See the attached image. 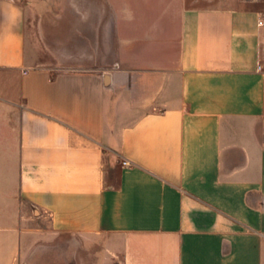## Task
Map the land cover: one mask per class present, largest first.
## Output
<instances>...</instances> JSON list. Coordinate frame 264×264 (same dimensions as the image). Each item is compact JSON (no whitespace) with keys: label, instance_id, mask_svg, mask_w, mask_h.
Masks as SVG:
<instances>
[{"label":"crops","instance_id":"1","mask_svg":"<svg viewBox=\"0 0 264 264\" xmlns=\"http://www.w3.org/2000/svg\"><path fill=\"white\" fill-rule=\"evenodd\" d=\"M0 264H264L260 2L0 0Z\"/></svg>","mask_w":264,"mask_h":264},{"label":"rangeland","instance_id":"2","mask_svg":"<svg viewBox=\"0 0 264 264\" xmlns=\"http://www.w3.org/2000/svg\"><path fill=\"white\" fill-rule=\"evenodd\" d=\"M219 1V0H218ZM256 2H260V5H262L264 7V0H254Z\"/></svg>","mask_w":264,"mask_h":264},{"label":"built area","instance_id":"3","mask_svg":"<svg viewBox=\"0 0 264 264\" xmlns=\"http://www.w3.org/2000/svg\"><path fill=\"white\" fill-rule=\"evenodd\" d=\"M124 163L126 164V163H127V161H124Z\"/></svg>","mask_w":264,"mask_h":264}]
</instances>
